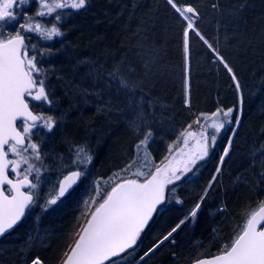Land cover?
Wrapping results in <instances>:
<instances>
[{
  "label": "trees",
  "instance_id": "trees-1",
  "mask_svg": "<svg viewBox=\"0 0 264 264\" xmlns=\"http://www.w3.org/2000/svg\"><path fill=\"white\" fill-rule=\"evenodd\" d=\"M175 2L198 13L188 14L195 31L189 30L187 53V22L167 0H86L79 10H57L62 13L59 22L56 13L50 16L63 35L43 39L40 67L53 102L45 112L57 123L39 138L40 162L57 191L63 175L76 170L79 148L92 161L79 166L85 174L67 196L47 211L33 204L21 224L0 240V264H30L37 256L44 264H61L78 237L75 233L100 202L97 189L101 194L110 191L119 182L114 173L130 178L138 163L136 145L145 135L151 132L147 146L156 165L174 162L182 169V157H177L186 148L189 156L198 139L189 133L207 127L210 121L204 115L218 108L233 109L232 123L218 134L207 157L167 187L164 205L135 246L113 264H191L211 257L264 201V0ZM32 8L39 9L38 0L17 7L16 23ZM207 131L210 139L214 129ZM227 146L229 154L208 189ZM105 178L107 183L97 185ZM205 189L197 216L141 260L189 214ZM120 259L126 261L114 263Z\"/></svg>",
  "mask_w": 264,
  "mask_h": 264
},
{
  "label": "snow or ice",
  "instance_id": "snow-or-ice-1",
  "mask_svg": "<svg viewBox=\"0 0 264 264\" xmlns=\"http://www.w3.org/2000/svg\"><path fill=\"white\" fill-rule=\"evenodd\" d=\"M29 2L30 0H0V236L13 229L25 216L26 210H30L36 202V193L33 190L37 188V183H33L29 177L35 172V179L39 182L41 170L32 161L41 160V155L40 145L32 142L33 129L43 127L51 132L57 123L52 116L36 115L30 109L28 98L45 102L49 106L53 102L46 91L44 70L38 67L37 57L29 55L24 33L34 32L46 40L62 36L63 33L56 23L48 28L38 21L20 24V30L16 31L14 36H4L3 32L4 23L17 20L16 8L23 9ZM38 3L39 9L35 17L52 16L56 13L54 19L59 22L62 13H58L57 10L68 8L79 10L85 7L86 0H38ZM167 3L187 22L184 30V51L187 53L189 30L195 31L192 17L198 13L191 6H178L175 0H167ZM189 13L192 17L188 15ZM30 19L34 20V17ZM200 38L204 40L203 36ZM204 43L207 44V40H204ZM209 47L211 48V45ZM32 50L35 51V46H32ZM219 59L225 69L232 73L231 67L223 62V57ZM232 80L239 93L241 86L234 73ZM232 113V108L227 110L218 108L210 115H204V119L210 123L207 127H202L198 134L189 133L190 136H198V139L182 169L172 167V163L169 162L163 168L156 166L155 171H137L133 173L135 178L132 179L114 173L113 177L119 182H114L111 190L103 194L99 188L97 189L100 202L90 211V218L86 224L75 233L78 239L75 240L74 246L64 253L61 264H113L114 258L132 249L149 220L160 210V206L164 205L166 187L180 181L184 174L191 170L190 165H195L198 160L209 155V149L215 146L218 134L226 124L232 123ZM17 121L20 122L19 125ZM235 123L239 125V117H236ZM208 128L214 129L210 139ZM232 133L235 135V129H232ZM150 137L151 132L136 145L138 152L143 146L146 153ZM231 143L230 138L229 148ZM229 148L224 149V155L220 157L221 164L224 157L228 156ZM10 156L14 158L10 159ZM91 161V155L83 148L77 150L76 159L73 161L77 166L76 170H69L63 175V179L58 181V193L45 202L44 211L56 204L60 197L77 184L85 174L79 166L86 167ZM216 172H220L219 167ZM109 180L113 178L110 177ZM215 180L214 175L209 182V188ZM96 183L99 185L100 182ZM171 191H175V188ZM207 192L208 189H205L204 196ZM204 196L200 197L201 202ZM85 203L87 205L89 202ZM176 203L180 204L182 201L177 200ZM199 209L200 203H197L188 215L171 228L159 244L144 253L141 260L172 237L186 221L195 218ZM31 264H44V261L37 256ZM194 264H264V201L246 214L243 224L239 226L229 243L220 246L218 254L210 258H197Z\"/></svg>",
  "mask_w": 264,
  "mask_h": 264
},
{
  "label": "rangeland",
  "instance_id": "rangeland-1",
  "mask_svg": "<svg viewBox=\"0 0 264 264\" xmlns=\"http://www.w3.org/2000/svg\"><path fill=\"white\" fill-rule=\"evenodd\" d=\"M32 10H33V8L29 11V13H28L26 18H25L26 12L23 11L22 17L24 18V21L23 20L20 21V24H23L25 22H33L34 23V22L38 21L45 27L50 28L52 26L51 23L54 21L52 19V17H50V16L35 17V13L37 12L38 8H34V10L33 11ZM33 17H34V20L30 19V18H33ZM17 19H18V17H17ZM16 21H12V22H9V23H4V26H3L4 36H14L16 34V31L20 30L19 29V22L16 23ZM25 34L28 35L27 36L28 40H27L26 44L29 46L28 47L29 55L30 56L31 55H35L37 57L38 67H40L41 66V58L40 57H41V55L42 56L44 55V51L42 50V47H43V45H45V42H43V38H41L37 33L29 32V33H25ZM32 46H35V51L32 50ZM31 101L38 106V109H39V114L38 115L48 116V114L45 112V110L47 108H49V105L47 103L38 102V101H34V100H31ZM48 133H50V132L47 129L43 128V127H39V128L33 129L32 142L33 143H38L40 145V148H41V143L39 141V138L41 137L42 134H48ZM191 133H196V132H191ZM196 137H198V136L194 137V136H190L189 135V138H196ZM195 145H196V142H194V144L192 145V151L194 150ZM183 151H184V153H182V155H180L178 157H177V155H175V156L177 157V159L179 157H182L181 160L184 163L187 160V158H188V155H187L188 150L186 148ZM9 158L13 159L14 157L10 156ZM137 161H138V163H136V166L133 167L134 169L131 168L132 170L129 172V173H131V176L128 179L135 178L133 176V173H135L137 171H144V172L155 171V167L156 166H159V167L163 168L166 164H169V162H168V163H164L162 165L161 164L160 165H156V163L152 159V156L148 152V146L146 148V153L143 150V146H142V150H140L138 152ZM32 163H34L36 165V167L40 168V170H41L39 182H37L36 179H35V175H36L35 172H33L32 175L29 177V179H31L33 181V183H37V188L35 190H33L36 193V197H35L36 202L33 205V207H34V206H37V204L38 205H44L45 202L48 199H50L52 196L57 195V191L53 190L52 177L49 174L48 168L42 166L43 162H40V160L39 161L33 160ZM171 163H172V167L176 166L178 168V170H179L178 165H175L174 162H171ZM91 174H92L91 171H89L88 172V176H90ZM107 180L108 179L105 178V179H99L98 181L101 184H105V182ZM168 186H170V185H168ZM125 261H126V259L125 260L124 259H120V260H118V261H116L114 263H121V262H125Z\"/></svg>",
  "mask_w": 264,
  "mask_h": 264
},
{
  "label": "water",
  "instance_id": "water-1",
  "mask_svg": "<svg viewBox=\"0 0 264 264\" xmlns=\"http://www.w3.org/2000/svg\"><path fill=\"white\" fill-rule=\"evenodd\" d=\"M18 123H20L19 121H17V124ZM63 179V177L60 179V180H62ZM79 182H80V180L77 182V184H75V185H73V187L69 190V192H67L63 197H65V196H67L78 184H79ZM213 182V181H212ZM168 187V186H167ZM167 187H166V189H165V197H166V190H167ZM208 189H209V187H208ZM25 191H28V189H24ZM57 193H58V188H57ZM63 197H60V198H63ZM161 207V206H160ZM27 211L28 210H26V212H25V216H26V214H27ZM155 215V214H154ZM25 216L22 218V220L16 225V226H14V228L13 229H11V230H9V231H7L3 236H0V240L2 239V238H4L5 236H7L8 234H10L16 227H18L20 224H21V222L23 221V219L25 218ZM154 217V216H153ZM90 218V217H89ZM153 219V218H152ZM152 219H150L149 220V223L145 226V228H144V230L147 228V226L150 224V222L152 221ZM86 224V223H85ZM143 230V231H144ZM142 231V232H143ZM141 232V233H142ZM78 239V238H77ZM138 240V239H137ZM73 246H74V244H73ZM72 246V247H73ZM135 246V245H134ZM133 246V247H134ZM131 249H128V250H126V252H128V251H130ZM124 254V253H123ZM122 255V254H121ZM208 258H210V257H208ZM115 259V258H114ZM191 264H194V262L193 263H191Z\"/></svg>",
  "mask_w": 264,
  "mask_h": 264
},
{
  "label": "flooded vegetation",
  "instance_id": "flooded-vegetation-1",
  "mask_svg": "<svg viewBox=\"0 0 264 264\" xmlns=\"http://www.w3.org/2000/svg\"><path fill=\"white\" fill-rule=\"evenodd\" d=\"M25 43H26V40H25ZM28 99H29V101H30V109L32 110V112H33L34 114L38 115V114H39L38 106H37L36 104H34V103L30 100V98H28ZM18 125H19V124H18Z\"/></svg>",
  "mask_w": 264,
  "mask_h": 264
},
{
  "label": "bare ground",
  "instance_id": "bare-ground-1",
  "mask_svg": "<svg viewBox=\"0 0 264 264\" xmlns=\"http://www.w3.org/2000/svg\"><path fill=\"white\" fill-rule=\"evenodd\" d=\"M221 162L220 163H218V165H217V168L219 167V168H221ZM216 168V169H217ZM215 176H217L218 175V173L215 171V174H214ZM202 196H204V194L202 195ZM205 197V196H204ZM201 202V200H199V202L198 203H200ZM156 249V248H155Z\"/></svg>",
  "mask_w": 264,
  "mask_h": 264
}]
</instances>
